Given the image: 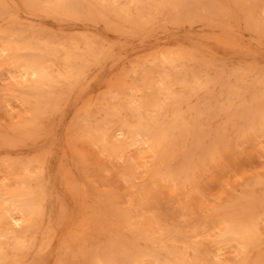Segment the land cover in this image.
Returning a JSON list of instances; mask_svg holds the SVG:
<instances>
[{
    "label": "rangeland",
    "instance_id": "rangeland-1",
    "mask_svg": "<svg viewBox=\"0 0 264 264\" xmlns=\"http://www.w3.org/2000/svg\"><path fill=\"white\" fill-rule=\"evenodd\" d=\"M0 264H264V0H0Z\"/></svg>",
    "mask_w": 264,
    "mask_h": 264
},
{
    "label": "bare ground",
    "instance_id": "bare-ground-1",
    "mask_svg": "<svg viewBox=\"0 0 264 264\" xmlns=\"http://www.w3.org/2000/svg\"><path fill=\"white\" fill-rule=\"evenodd\" d=\"M31 65V64H30ZM34 66V65H33ZM80 89V88H79ZM45 151V150H44ZM50 176V175H49ZM32 205V204H31ZM24 206V205H23ZM25 206H27V205H25ZM26 212V211H25ZM26 216H27V212H26ZM30 216V215H29ZM224 219V218H223ZM26 231H27V229H26ZM33 238H35V237H33ZM11 255V254H10ZM3 262V261H2Z\"/></svg>",
    "mask_w": 264,
    "mask_h": 264
}]
</instances>
